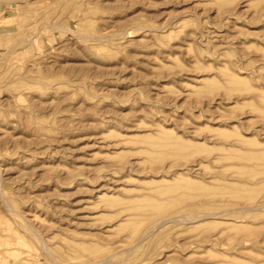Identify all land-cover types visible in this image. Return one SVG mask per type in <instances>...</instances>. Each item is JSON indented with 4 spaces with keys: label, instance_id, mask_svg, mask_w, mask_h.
Masks as SVG:
<instances>
[{
    "label": "rangeland",
    "instance_id": "rangeland-1",
    "mask_svg": "<svg viewBox=\"0 0 264 264\" xmlns=\"http://www.w3.org/2000/svg\"><path fill=\"white\" fill-rule=\"evenodd\" d=\"M0 264H264V0H0Z\"/></svg>",
    "mask_w": 264,
    "mask_h": 264
}]
</instances>
